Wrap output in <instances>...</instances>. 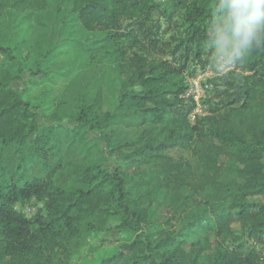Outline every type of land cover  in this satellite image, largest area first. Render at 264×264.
I'll return each instance as SVG.
<instances>
[{"label": "trees", "instance_id": "obj_1", "mask_svg": "<svg viewBox=\"0 0 264 264\" xmlns=\"http://www.w3.org/2000/svg\"><path fill=\"white\" fill-rule=\"evenodd\" d=\"M59 47L84 62L43 124L11 83ZM220 55L191 122L186 79ZM0 58V264H75L107 231L97 264L264 263V25L238 38L225 0H0Z\"/></svg>", "mask_w": 264, "mask_h": 264}, {"label": "rangeland", "instance_id": "obj_2", "mask_svg": "<svg viewBox=\"0 0 264 264\" xmlns=\"http://www.w3.org/2000/svg\"><path fill=\"white\" fill-rule=\"evenodd\" d=\"M157 1L164 3L167 0ZM37 40L39 42L42 41L40 38ZM214 58L215 61L213 64H207L204 67H195L193 74L186 79L188 86L190 85V83H188L189 80L204 78L203 76H205V71L208 69L207 67H210L212 71L218 70V63L221 58L231 60V57L225 55L214 56ZM83 62L84 57H81L79 54L77 55L63 47H59L42 61L40 64L41 74L36 76V82L34 84L28 83L29 73L25 72L22 74V81L13 82L11 83V86L15 90L22 92L23 99L27 100L34 111L39 113L38 122L47 124L48 120L45 118V114L52 109L63 85L80 68ZM0 67L6 69L10 74H13L15 70V67L10 62L2 58H0ZM202 88L206 93L207 88L203 85ZM118 89L119 80L117 77V68L112 67L104 83L102 111L111 110L115 107ZM192 113L193 112H191V114ZM89 136L93 138L96 134L91 133ZM99 145L103 147L102 143H99ZM116 164L117 161H112L107 163L106 166H110L112 169ZM16 207L29 216L35 212L34 207L30 204L25 206L17 205ZM155 210L156 214L154 223L156 224L160 222V218L162 219L161 213L164 212V210H159L157 207H155ZM111 226H113V224H111ZM120 242L121 239L116 231L100 233L89 242V247L84 248L81 251V255L78 258L73 259V263L97 264L105 257L112 255L117 250Z\"/></svg>", "mask_w": 264, "mask_h": 264}, {"label": "clouds", "instance_id": "obj_3", "mask_svg": "<svg viewBox=\"0 0 264 264\" xmlns=\"http://www.w3.org/2000/svg\"><path fill=\"white\" fill-rule=\"evenodd\" d=\"M235 35L247 39L264 25V0H225Z\"/></svg>", "mask_w": 264, "mask_h": 264}, {"label": "built area", "instance_id": "obj_4", "mask_svg": "<svg viewBox=\"0 0 264 264\" xmlns=\"http://www.w3.org/2000/svg\"><path fill=\"white\" fill-rule=\"evenodd\" d=\"M218 66L219 69L214 71H212L210 67H207L208 69L205 71V76H203L204 78L202 79L196 78L195 80H189L188 83H190V85H187V89L183 95L186 100H190L194 103V108L191 110L193 113L191 114L190 112L188 115L189 121L193 122L197 115H205L208 113L205 109V106L201 103V101L207 97V90L211 89V84L208 81L214 76H221L224 73L233 70L235 68V62L232 59L225 60L221 58L219 60ZM202 85L207 88L206 93L202 88ZM40 206H42V204H40Z\"/></svg>", "mask_w": 264, "mask_h": 264}]
</instances>
